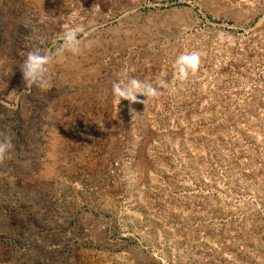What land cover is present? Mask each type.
I'll return each mask as SVG.
<instances>
[{
  "label": "rangeland",
  "instance_id": "374dc122",
  "mask_svg": "<svg viewBox=\"0 0 264 264\" xmlns=\"http://www.w3.org/2000/svg\"><path fill=\"white\" fill-rule=\"evenodd\" d=\"M0 264H264V0H0Z\"/></svg>",
  "mask_w": 264,
  "mask_h": 264
},
{
  "label": "clouds",
  "instance_id": "9594fccd",
  "mask_svg": "<svg viewBox=\"0 0 264 264\" xmlns=\"http://www.w3.org/2000/svg\"><path fill=\"white\" fill-rule=\"evenodd\" d=\"M81 29L65 31L61 40L60 47L53 54L41 49L29 51L20 66V70L26 81L37 84L41 88L49 85V65L54 59V55H60L65 51L77 53L80 50L81 41L78 39V33ZM200 62L198 52L182 53L174 61V69L177 75L184 78L188 75L189 70H195ZM166 83H161V86ZM112 93L118 99H126L131 102L137 101V96L142 95L147 98L159 94L158 89L148 81H142L127 76L118 77L112 82ZM146 102V101H145Z\"/></svg>",
  "mask_w": 264,
  "mask_h": 264
}]
</instances>
